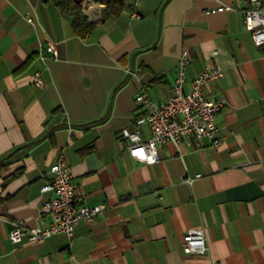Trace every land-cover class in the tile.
<instances>
[{
    "label": "crops",
    "instance_id": "crops-1",
    "mask_svg": "<svg viewBox=\"0 0 264 264\" xmlns=\"http://www.w3.org/2000/svg\"><path fill=\"white\" fill-rule=\"evenodd\" d=\"M77 1L94 23L86 39L52 0H0V264H264V44L245 28L247 0H125L106 19L102 3ZM44 38L57 58H39ZM183 49L185 89L204 67L223 69L203 90L225 99L220 144L165 141L157 162L135 160L120 134L141 111L135 95L165 101ZM60 155L76 201L103 209L71 237L11 243L9 220L49 222L40 188ZM194 227L205 254L182 251Z\"/></svg>",
    "mask_w": 264,
    "mask_h": 264
},
{
    "label": "built area",
    "instance_id": "built-area-1",
    "mask_svg": "<svg viewBox=\"0 0 264 264\" xmlns=\"http://www.w3.org/2000/svg\"><path fill=\"white\" fill-rule=\"evenodd\" d=\"M248 5L243 10L245 28L255 45L264 44V0H247ZM228 6H218L216 10L228 9ZM136 17V14H133ZM30 21L31 19L28 18ZM40 59L57 58L56 44L44 38L38 52ZM217 50L211 52L215 59ZM189 63L186 49H183L178 59L176 75L170 85L168 98L156 102L146 91L135 95V102L143 114L135 116L133 128L121 129V136L127 141L128 154L135 160L147 163L158 161V147L165 141L178 144L183 139L192 137L196 140L207 138L209 145L216 147L220 144L219 128L215 116L225 105L222 97H208L204 88L211 82L223 77V69L218 65L206 66L190 81L185 89V67ZM128 73L134 74L131 69ZM33 83L43 86L39 71L33 76ZM69 125V122L67 121ZM148 129V137L142 139L141 127ZM50 179L40 188L43 196L41 210L46 212L50 220L46 226L26 227L20 220H9L11 225L8 239L19 245L25 242H39L44 238L63 233L71 237L73 228L78 220H91L103 209V205H87L75 199L76 185L73 182L71 168L65 157L60 155L50 166ZM200 176L196 174L195 177ZM185 176L184 180L192 181ZM181 248L187 254H205L208 251L207 239L203 227L187 228L182 235Z\"/></svg>",
    "mask_w": 264,
    "mask_h": 264
},
{
    "label": "trees",
    "instance_id": "trees-1",
    "mask_svg": "<svg viewBox=\"0 0 264 264\" xmlns=\"http://www.w3.org/2000/svg\"><path fill=\"white\" fill-rule=\"evenodd\" d=\"M58 8L61 15L67 18L71 24L74 33L80 39H86L94 28V23L87 19L82 9L81 2L77 0H52ZM104 6L101 11L103 19L108 17L117 16L121 13L125 0H99ZM143 114L142 111L137 113L136 116Z\"/></svg>",
    "mask_w": 264,
    "mask_h": 264
},
{
    "label": "water",
    "instance_id": "water-1",
    "mask_svg": "<svg viewBox=\"0 0 264 264\" xmlns=\"http://www.w3.org/2000/svg\"><path fill=\"white\" fill-rule=\"evenodd\" d=\"M90 1H92V2H98L99 0H90Z\"/></svg>",
    "mask_w": 264,
    "mask_h": 264
}]
</instances>
